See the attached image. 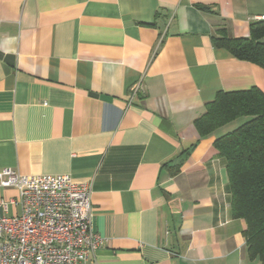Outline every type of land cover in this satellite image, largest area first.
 <instances>
[{"label": "crops", "instance_id": "crops-1", "mask_svg": "<svg viewBox=\"0 0 264 264\" xmlns=\"http://www.w3.org/2000/svg\"><path fill=\"white\" fill-rule=\"evenodd\" d=\"M259 21L264 0H0V170L90 181L88 264H262L214 146L229 124H194L218 92L264 93L213 42Z\"/></svg>", "mask_w": 264, "mask_h": 264}, {"label": "built area", "instance_id": "built-area-1", "mask_svg": "<svg viewBox=\"0 0 264 264\" xmlns=\"http://www.w3.org/2000/svg\"><path fill=\"white\" fill-rule=\"evenodd\" d=\"M0 186L17 190L16 199L0 198V264H88L101 240L91 227L90 181L3 168ZM9 203L19 212L7 215Z\"/></svg>", "mask_w": 264, "mask_h": 264}, {"label": "trees", "instance_id": "trees-1", "mask_svg": "<svg viewBox=\"0 0 264 264\" xmlns=\"http://www.w3.org/2000/svg\"><path fill=\"white\" fill-rule=\"evenodd\" d=\"M263 38L264 21H259L246 37H231L220 29L213 42L240 60L264 67ZM243 116L247 119L217 136L214 146L225 160L232 213L246 222L248 253L264 264V93L257 87L218 92L194 124L205 135ZM178 170L176 166L173 173Z\"/></svg>", "mask_w": 264, "mask_h": 264}, {"label": "rangeland", "instance_id": "rangeland-1", "mask_svg": "<svg viewBox=\"0 0 264 264\" xmlns=\"http://www.w3.org/2000/svg\"><path fill=\"white\" fill-rule=\"evenodd\" d=\"M247 119V117L243 116V117H239L237 118L235 121H232L229 126H227L229 129L233 128L234 126H237L241 123H243L245 120Z\"/></svg>", "mask_w": 264, "mask_h": 264}]
</instances>
